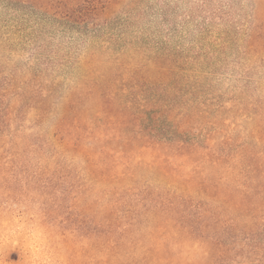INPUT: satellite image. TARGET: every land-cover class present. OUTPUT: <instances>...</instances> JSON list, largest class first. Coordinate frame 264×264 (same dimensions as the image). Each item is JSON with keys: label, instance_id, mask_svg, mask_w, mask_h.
Returning a JSON list of instances; mask_svg holds the SVG:
<instances>
[{"label": "trees", "instance_id": "16d2710c", "mask_svg": "<svg viewBox=\"0 0 264 264\" xmlns=\"http://www.w3.org/2000/svg\"><path fill=\"white\" fill-rule=\"evenodd\" d=\"M140 1L0 0V9L40 11L87 34L138 22ZM250 1L241 30L217 50L229 57L216 65L233 58L239 68L231 99L208 80L220 81L213 59L154 54L141 41L122 45L101 81L91 82L100 61L92 53L61 94L58 79L14 65L1 35L0 162L33 173L28 192L62 264H201L220 224L215 214L205 222L204 206L240 203V189L264 191V0Z\"/></svg>", "mask_w": 264, "mask_h": 264}, {"label": "rangeland", "instance_id": "374dc122", "mask_svg": "<svg viewBox=\"0 0 264 264\" xmlns=\"http://www.w3.org/2000/svg\"><path fill=\"white\" fill-rule=\"evenodd\" d=\"M251 7L250 0H141L136 6L138 22L129 24L126 17L87 34L40 11L22 14L0 9V38L7 32V42L15 48L7 56L14 65L58 79L62 83L57 92L61 94L81 77L77 65L92 53L96 52L100 61L91 82L101 81V75L108 74L110 62L119 58L121 46L141 41L150 53L171 48L184 59H213L211 71L220 81L214 82L213 76L208 80L221 90L223 99H231L239 96V68L233 65V58L228 65H216L221 58L229 57H221L217 50L230 40L227 33L241 30ZM88 85L91 89L95 83ZM259 98L258 94L254 96ZM18 123L24 127L27 121ZM13 132H9L8 141L13 139ZM193 136H201V126ZM12 153L9 146L4 159ZM4 161L0 168L9 172H0V264H62L59 240L42 223L28 192L33 173L19 162L10 163V169L4 170L8 168ZM239 192L247 199L204 206L205 222L215 214L220 224L215 229L218 245L213 247V254L205 247L201 249V264H264V199L252 200L264 196V191L245 188ZM34 197L38 199L37 194Z\"/></svg>", "mask_w": 264, "mask_h": 264}]
</instances>
